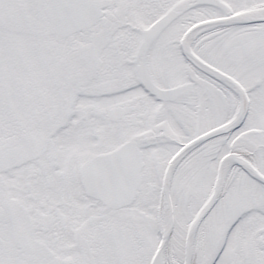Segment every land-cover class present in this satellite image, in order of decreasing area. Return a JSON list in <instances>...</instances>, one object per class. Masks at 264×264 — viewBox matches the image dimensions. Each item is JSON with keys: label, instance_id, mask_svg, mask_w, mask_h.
Instances as JSON below:
<instances>
[{"label": "snow or ice", "instance_id": "1", "mask_svg": "<svg viewBox=\"0 0 264 264\" xmlns=\"http://www.w3.org/2000/svg\"><path fill=\"white\" fill-rule=\"evenodd\" d=\"M0 264H264V0H0Z\"/></svg>", "mask_w": 264, "mask_h": 264}]
</instances>
